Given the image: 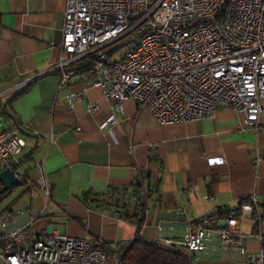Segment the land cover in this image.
<instances>
[{"label":"crops","instance_id":"0c3cea01","mask_svg":"<svg viewBox=\"0 0 264 264\" xmlns=\"http://www.w3.org/2000/svg\"><path fill=\"white\" fill-rule=\"evenodd\" d=\"M64 10L65 0H0V130L22 128V169L31 178L41 173L51 184L47 200L36 186L0 195V216L8 214L0 235L32 221V238L85 237L115 250L135 236L153 243L180 239L187 220L234 211L254 195L257 210L240 229L248 249L258 250L254 233L264 229V112L257 129L243 127L241 114L222 107L201 120L160 125L132 99L115 112L98 87L79 79L59 85L52 68L66 57L59 49ZM73 92L82 99L70 109L66 98ZM85 100L96 106L94 112ZM111 115L115 123L100 127ZM218 157L223 161L210 162ZM140 176L147 189L138 194L140 214L133 198L126 216L104 204L111 191L130 190ZM210 245L196 255L182 252L192 264H245L244 255Z\"/></svg>","mask_w":264,"mask_h":264},{"label":"built area","instance_id":"2783aa9c","mask_svg":"<svg viewBox=\"0 0 264 264\" xmlns=\"http://www.w3.org/2000/svg\"><path fill=\"white\" fill-rule=\"evenodd\" d=\"M126 36L133 46L123 51L118 41ZM59 49L66 55L52 68L59 85L79 79L98 87L115 112L132 99L160 125H171L211 117L222 107L241 114L243 127L255 129L264 112V0H65ZM80 59L86 63L74 66ZM81 99V92L69 94L68 107ZM85 102L89 112L96 110ZM114 123L111 115L100 127ZM22 131L17 125L0 130V170L10 169L47 200L46 177L31 178L22 169ZM139 189L146 195L141 176ZM131 198L138 201L125 191L120 203ZM257 205L250 195L235 212L202 214L187 220L182 238H160L159 244L196 255L214 238L210 248L244 255L245 264H264V229L254 233L256 251L248 249L240 229ZM7 218L0 216V226ZM32 225L0 235V264H123L120 249L104 251L85 237L32 238Z\"/></svg>","mask_w":264,"mask_h":264},{"label":"trees","instance_id":"16d2710c","mask_svg":"<svg viewBox=\"0 0 264 264\" xmlns=\"http://www.w3.org/2000/svg\"><path fill=\"white\" fill-rule=\"evenodd\" d=\"M29 86L30 84L25 86L20 91L14 93L12 95V98H15L24 93ZM125 191L129 192V194L137 195L138 201L136 204V210L137 214H140L142 212V204L138 198V194L140 191L139 179H137L136 183L133 184L130 190L120 189L111 191L107 198L104 199V204L108 206H115L116 208H121L122 210L119 213L122 216H126L124 209L127 203H120ZM236 210L223 212L230 213L235 212ZM137 222L140 224L141 218H139ZM101 248L107 252H113L118 249L122 250L121 258L123 264H192L190 258L182 252V250L184 249L165 246L159 243L148 242L139 238L138 236H135L128 243L119 246L115 250H110L103 245L101 246Z\"/></svg>","mask_w":264,"mask_h":264},{"label":"water","instance_id":"95a60500","mask_svg":"<svg viewBox=\"0 0 264 264\" xmlns=\"http://www.w3.org/2000/svg\"><path fill=\"white\" fill-rule=\"evenodd\" d=\"M20 179L13 175L10 169L0 170V195L9 193L14 187L21 186ZM1 200V197H0Z\"/></svg>","mask_w":264,"mask_h":264},{"label":"rangeland","instance_id":"374dc122","mask_svg":"<svg viewBox=\"0 0 264 264\" xmlns=\"http://www.w3.org/2000/svg\"><path fill=\"white\" fill-rule=\"evenodd\" d=\"M129 39H130L129 36H126V37H124V38H122L121 40L118 41V45L122 46V50L123 51L129 50L133 46L132 43H128Z\"/></svg>","mask_w":264,"mask_h":264}]
</instances>
